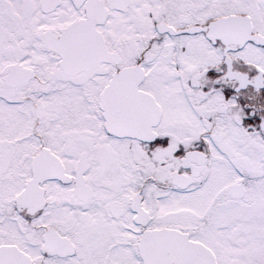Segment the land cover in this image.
I'll return each instance as SVG.
<instances>
[{
    "label": "snow or ice",
    "instance_id": "1",
    "mask_svg": "<svg viewBox=\"0 0 264 264\" xmlns=\"http://www.w3.org/2000/svg\"><path fill=\"white\" fill-rule=\"evenodd\" d=\"M0 264H264V0H0Z\"/></svg>",
    "mask_w": 264,
    "mask_h": 264
}]
</instances>
